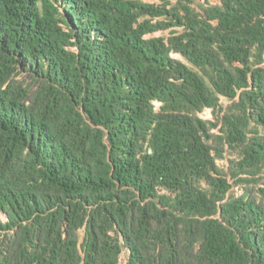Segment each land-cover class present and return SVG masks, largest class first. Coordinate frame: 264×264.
I'll list each match as a JSON object with an SVG mask.
<instances>
[{"label":"trees","instance_id":"16d2710c","mask_svg":"<svg viewBox=\"0 0 264 264\" xmlns=\"http://www.w3.org/2000/svg\"><path fill=\"white\" fill-rule=\"evenodd\" d=\"M160 1L0 0V264H264V0Z\"/></svg>","mask_w":264,"mask_h":264},{"label":"rangeland","instance_id":"374dc122","mask_svg":"<svg viewBox=\"0 0 264 264\" xmlns=\"http://www.w3.org/2000/svg\"><path fill=\"white\" fill-rule=\"evenodd\" d=\"M144 1H146L147 3H150V4H161L160 0H144ZM209 1H211L212 3H217V0H209ZM204 3H206V0H195L191 4V6L194 7L197 11L202 12L201 6ZM160 19H163V18H156V19H154V22H157ZM181 29H182L181 27L170 26L167 29H160V30H158V31H156L154 33L148 34L146 37H165V38H167V37L171 36L174 32L180 31ZM173 56L180 57V55H178V54H173ZM222 102H223L224 105L229 104V100L226 99V98H222ZM201 115L205 119L214 118L213 111H212V109H209V108L206 109ZM261 132L264 134V128L261 129ZM234 157L235 156L230 155V154L227 153L226 154V158L223 159V160H219V163L222 166L227 167L229 165V160L233 159ZM232 182H234V181L232 180ZM260 184L263 185L264 184V180L261 181ZM233 190L234 191H238V187H234ZM128 258H129V253H128L127 250H124L122 252V255H121L120 264H126Z\"/></svg>","mask_w":264,"mask_h":264}]
</instances>
